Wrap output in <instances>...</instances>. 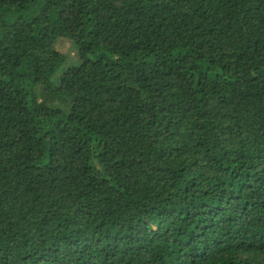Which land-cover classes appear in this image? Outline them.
Instances as JSON below:
<instances>
[{
  "label": "trees",
  "instance_id": "trees-1",
  "mask_svg": "<svg viewBox=\"0 0 264 264\" xmlns=\"http://www.w3.org/2000/svg\"><path fill=\"white\" fill-rule=\"evenodd\" d=\"M0 264H264V0H0Z\"/></svg>",
  "mask_w": 264,
  "mask_h": 264
},
{
  "label": "rangeland",
  "instance_id": "rangeland-1",
  "mask_svg": "<svg viewBox=\"0 0 264 264\" xmlns=\"http://www.w3.org/2000/svg\"><path fill=\"white\" fill-rule=\"evenodd\" d=\"M70 15H71L72 18L74 17L73 13H71ZM72 22L73 21L70 20V23H72ZM60 44H61V49L60 50L62 52H69L70 51V44H69V42L67 40H62Z\"/></svg>",
  "mask_w": 264,
  "mask_h": 264
}]
</instances>
